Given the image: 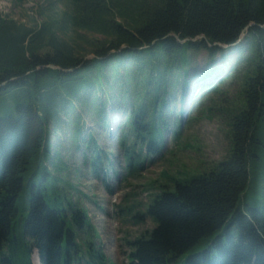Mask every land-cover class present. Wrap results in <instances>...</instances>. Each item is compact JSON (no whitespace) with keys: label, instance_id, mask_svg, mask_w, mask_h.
Instances as JSON below:
<instances>
[{"label":"trees","instance_id":"1","mask_svg":"<svg viewBox=\"0 0 264 264\" xmlns=\"http://www.w3.org/2000/svg\"><path fill=\"white\" fill-rule=\"evenodd\" d=\"M11 1L24 9L25 0ZM59 3L67 6L62 13ZM37 7L28 23L0 16V264H32L34 250L41 264H113L93 245L99 235L88 210L59 187L69 168L52 133L73 126L80 143L83 118L106 127V104L121 107L119 98L131 97L120 143L126 162L142 167L165 144L163 110L191 84L207 89L193 113H227L228 155L190 179L162 172L175 188L156 195L148 181V203L124 197L117 217L155 224L126 241L129 264H264V0H45ZM241 48L247 55L229 61L226 53ZM202 51L207 68L189 80ZM226 81H236L235 108L218 88ZM73 113L80 114L70 119ZM182 130L179 122L176 140ZM86 137L98 175L105 155L94 131ZM145 144V156L134 151Z\"/></svg>","mask_w":264,"mask_h":264},{"label":"rangeland","instance_id":"2","mask_svg":"<svg viewBox=\"0 0 264 264\" xmlns=\"http://www.w3.org/2000/svg\"><path fill=\"white\" fill-rule=\"evenodd\" d=\"M44 1L25 0L23 2L25 11L23 8L20 9L16 5L14 6L11 0H0V16L10 15V17L19 22L28 23L29 18H37L34 9L38 8L37 5H44ZM66 9L67 6L62 3H59L55 7L57 13H62ZM226 54L229 61H234L240 55L244 58L247 55V51L245 48H241L238 51L229 50ZM93 57L94 55L91 54L86 59H92ZM208 57L207 52L202 51L191 60L189 79L195 73L205 71ZM217 63L221 65L222 59L220 57H218ZM230 82L226 81L225 85H220L218 88L224 92V95H228L230 101L224 102L228 105V108H235L232 103L237 102V98L239 99L240 96L237 97L235 93L236 85L234 87V84L236 81L234 84ZM198 85L191 84L188 89H184L185 86L183 88L180 86L176 94L171 97L167 108L163 110V116L169 124V129L165 132L164 152H160L155 159L151 157V154L146 155L142 161V167L129 166L128 163H125L123 157L126 153L125 147L120 143L121 137L127 130V124L130 121L129 113L125 117V112L132 110L131 97L130 99L119 98L122 102L121 107L116 108L111 106V104L109 106L106 104L104 118L107 116V119H113L112 123H115L114 130H112L113 125L111 123L108 127H105L104 122L100 120L97 122L90 116H86L81 120L83 132L78 136L80 143L73 136V126L62 124L59 130L52 133L53 144L55 147H58L57 150H59L63 161L67 163L69 168V170L61 172L60 178H63V181L59 183V187L67 193L69 198L74 199L76 203H79L88 210L90 221L100 236L95 241L96 246L113 264H129L127 255L130 249L126 241L137 239L147 232V230H152L155 227L154 222L147 217L137 222L132 216L121 218L115 215V212L120 211L117 206L123 204L126 195L134 193L135 197L131 198V204L134 198L141 203H148L149 193L142 190V185L148 181L154 180L153 185L157 188L154 191L155 194H160L166 190L167 185L169 186L167 189L171 191L175 188L173 184H170L166 178L161 176L162 172L167 171L176 179H190L199 175V173H203L204 170L212 169L228 155V115L222 110L216 112L215 116L209 119L200 116L201 113L199 112L193 113L196 103L201 99L203 92L207 91V89H203V91L199 90ZM192 92H194L193 95ZM114 93L115 91H112L109 96H106L107 103ZM183 94L185 95L184 97ZM215 96L216 93L211 95V97ZM192 100L194 103H189ZM215 104L216 106L218 105V103ZM236 104L238 105V103ZM186 105L189 107V110L184 111ZM204 106H206V103H204ZM181 110H183V115L181 114ZM76 112H80L79 108ZM79 114L73 113L70 119ZM117 114L120 115L114 116ZM194 116L199 117V119L191 123L185 122L182 134L176 140L174 133H177L181 119L190 121L194 119ZM91 131H94V138L100 142V148L105 155L102 159V165L96 167L99 170L98 175L102 174L101 176H96L93 173L95 168L92 167V160L95 156V149L93 148L94 146H90V142L86 137L87 132ZM128 145H133L132 139L129 140ZM147 148L148 144H145L142 149L137 146L134 151H142V154H146ZM52 151L54 150L52 149ZM83 153L88 155L90 159L89 164L84 163L85 157ZM106 158L109 160L106 161V165L104 166ZM152 159L154 160L152 161ZM124 164L128 172L142 169V173L140 172L136 177L128 173L125 174V171H122ZM109 173L112 176L109 182L113 189V193L111 194L107 192L102 177ZM73 184L77 186L76 190L72 188L71 185ZM140 208L141 206H139ZM84 238L87 237L84 236ZM82 251L85 253V249ZM34 253L35 251L32 253V261Z\"/></svg>","mask_w":264,"mask_h":264},{"label":"bare ground","instance_id":"3","mask_svg":"<svg viewBox=\"0 0 264 264\" xmlns=\"http://www.w3.org/2000/svg\"><path fill=\"white\" fill-rule=\"evenodd\" d=\"M39 258L40 257L38 255V252L35 251L34 256H33L34 264H40V259Z\"/></svg>","mask_w":264,"mask_h":264},{"label":"water","instance_id":"4","mask_svg":"<svg viewBox=\"0 0 264 264\" xmlns=\"http://www.w3.org/2000/svg\"><path fill=\"white\" fill-rule=\"evenodd\" d=\"M223 47H225L224 45H223ZM57 69H59L58 67H56Z\"/></svg>","mask_w":264,"mask_h":264}]
</instances>
